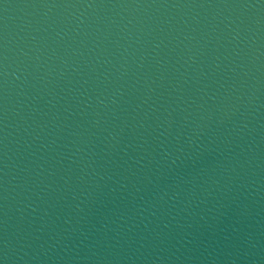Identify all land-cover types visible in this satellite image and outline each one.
<instances>
[{
	"label": "water",
	"instance_id": "obj_1",
	"mask_svg": "<svg viewBox=\"0 0 264 264\" xmlns=\"http://www.w3.org/2000/svg\"><path fill=\"white\" fill-rule=\"evenodd\" d=\"M0 264H264V0H0Z\"/></svg>",
	"mask_w": 264,
	"mask_h": 264
}]
</instances>
